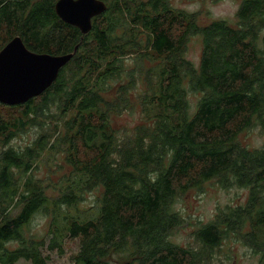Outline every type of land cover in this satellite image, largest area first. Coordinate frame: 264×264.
<instances>
[{"label": "trees", "instance_id": "trees-1", "mask_svg": "<svg viewBox=\"0 0 264 264\" xmlns=\"http://www.w3.org/2000/svg\"><path fill=\"white\" fill-rule=\"evenodd\" d=\"M58 1L0 0V52L20 37L35 53H74L43 94L0 103L16 111L0 109V264H51L71 241L70 264H225L229 240L264 264V146L240 141L264 134V0H241L234 25L171 0H102L85 35ZM193 36L199 64L186 57ZM29 129L33 142L14 145ZM213 181L247 202L199 224L197 246L174 244L187 222L177 204Z\"/></svg>", "mask_w": 264, "mask_h": 264}, {"label": "rangeland", "instance_id": "rangeland-1", "mask_svg": "<svg viewBox=\"0 0 264 264\" xmlns=\"http://www.w3.org/2000/svg\"><path fill=\"white\" fill-rule=\"evenodd\" d=\"M174 8L184 10L189 13H196L202 23H210L214 20H225L230 24L237 23V12L241 0H171ZM202 38L193 36L187 46L186 57L195 64H199L202 55ZM196 97L192 96V100ZM3 114L11 115L16 111L7 107L0 108ZM140 112L125 115L120 119L122 125L134 126L138 121ZM37 130L29 129L21 134L13 144L25 147L33 142L37 135ZM240 141L253 149L264 146V134L256 128L244 132ZM42 173V172H41ZM40 173V174H41ZM42 176V175H41ZM249 192L245 189L233 188L225 190L216 182H210L205 187V192L192 191L183 201L177 204L178 210L181 211L187 220L186 225L177 230L171 237V241L181 247L197 246L194 232L199 224L211 222L220 208L228 205L237 206L245 204L248 200ZM93 197H88L81 209H88L93 206ZM32 228L34 233L42 235L47 231L46 221L41 216L34 220ZM79 251L78 241L67 242L64 253H52L51 264H70L71 257ZM224 253L230 256V260H225V264H259L260 256L254 255L253 252L239 242L229 240L224 247ZM223 253V254H224ZM18 264H31L27 261H20Z\"/></svg>", "mask_w": 264, "mask_h": 264}, {"label": "water", "instance_id": "water-1", "mask_svg": "<svg viewBox=\"0 0 264 264\" xmlns=\"http://www.w3.org/2000/svg\"><path fill=\"white\" fill-rule=\"evenodd\" d=\"M55 10L63 22L85 35L91 32L93 19L103 14L107 5L102 0H59ZM73 56L74 53H35L20 37L14 38L0 52V103L18 106L40 96L54 84Z\"/></svg>", "mask_w": 264, "mask_h": 264}]
</instances>
